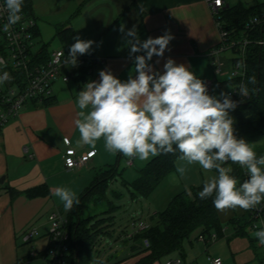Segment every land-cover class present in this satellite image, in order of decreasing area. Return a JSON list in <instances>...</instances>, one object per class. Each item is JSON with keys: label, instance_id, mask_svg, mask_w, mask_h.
<instances>
[{"label": "crops", "instance_id": "1", "mask_svg": "<svg viewBox=\"0 0 264 264\" xmlns=\"http://www.w3.org/2000/svg\"><path fill=\"white\" fill-rule=\"evenodd\" d=\"M224 1L229 6L238 3L252 6L257 2H264ZM32 3L38 19V39L42 38V28L46 29L52 23L55 26L54 36L62 46L75 43L76 36L94 42L89 52L102 61L98 63L88 82L98 81L99 71L103 69L111 70L121 81H126L130 74L135 75L134 57L129 56L128 41L132 38L125 35L133 28L141 41L148 37H159L166 32L174 37L164 57H153L150 62L161 72L166 59L172 58L177 64L186 65L198 78L205 81L214 75V56L220 59L223 56V53L211 54L220 42V32L207 0H32ZM46 18L50 21L47 22ZM58 24H66L71 28L72 36L67 41H62L56 35ZM121 25L124 26V32L120 31ZM72 67L74 66L68 65L63 70ZM223 81L220 79L214 85L212 95H218L216 86ZM85 84L58 81L54 102L28 103L0 131V264H24L28 253H21L20 246L24 243L22 234L31 226L42 229L41 236H45L46 245L49 243V215L53 212L63 215L69 213L64 210L59 198L51 194L52 190L58 187L68 188L80 197L104 171L115 162L120 163L124 157L119 153L108 152L101 139L94 148L97 150L95 157L86 166L73 169L65 166L62 155L67 148L66 139L79 153L93 149L87 145H78L79 132L75 125L80 111L77 97ZM150 159L143 160L144 164ZM135 161L136 158L134 164ZM181 165H185V162L178 159L176 169ZM186 167L187 171L183 176L175 170L168 177L176 175L175 178L182 184L191 187L196 180H202L198 185L203 184L206 180L204 170L198 164ZM209 173L210 176L214 175ZM35 188L42 192L28 196L27 191ZM103 203H107L105 197L95 195L87 203L84 216L89 205H93L92 215L106 212L109 206L100 213L95 211L96 206ZM155 213L157 212L152 215ZM222 213L219 211V215ZM245 214L246 211L240 208L226 210L223 222ZM150 222L149 219V222L139 224ZM108 231L111 234V228ZM105 239L102 235L98 243H103ZM129 244L132 245L131 242ZM132 252L133 260L119 264H134L142 256L137 254L138 250ZM174 256L178 254L171 257Z\"/></svg>", "mask_w": 264, "mask_h": 264}, {"label": "clouds", "instance_id": "2", "mask_svg": "<svg viewBox=\"0 0 264 264\" xmlns=\"http://www.w3.org/2000/svg\"><path fill=\"white\" fill-rule=\"evenodd\" d=\"M23 4L24 0H4L0 6V13L7 14L4 32L22 19ZM120 31L124 32L123 25ZM125 35L132 38L128 41L129 56L134 57L135 75L121 81L111 70L103 69L98 81L86 83L79 91L80 111L75 121L78 145L94 149L103 139L108 152L139 160L179 152L178 159L185 162L176 169L181 176L187 165L198 164L205 172L215 170L216 174L203 182L198 197L211 198L217 211H249L264 204V155L258 156L251 143L237 138L230 115L249 97L248 85L256 83L255 76L240 82L236 92L240 101L233 100L231 92L212 95L206 83L186 65L168 58L161 72L150 63L153 57L163 58L169 50L174 38L170 32L143 41L135 28ZM74 40L65 66H76L77 56L89 53L94 43L79 36ZM141 52L142 55H135ZM238 67L246 65L241 61ZM11 79L5 71L0 75V84ZM229 161L246 170L248 179L239 186L232 170L224 167ZM51 194L59 198L66 212L80 203L77 193L68 188H55ZM253 235L264 246V228Z\"/></svg>", "mask_w": 264, "mask_h": 264}, {"label": "trees", "instance_id": "3", "mask_svg": "<svg viewBox=\"0 0 264 264\" xmlns=\"http://www.w3.org/2000/svg\"><path fill=\"white\" fill-rule=\"evenodd\" d=\"M23 8L30 14H34L32 0H24ZM264 11V2H257L250 6L245 3H238L234 6H228L222 11V18L227 22L229 29L235 28L236 32L246 31V26L254 16L262 14ZM251 42L246 51V78L255 76L256 83L249 84L250 97L245 98L242 103L230 115L234 119V128L237 138L244 136L264 138V45L257 42L264 38V23L253 26L248 31ZM37 36L39 32L37 30ZM56 35L62 40L67 41L71 38V28L66 24H58ZM48 43H44L42 52L48 56ZM239 81V80H238ZM238 81L226 80L227 84H236ZM55 98L43 104L54 102ZM240 101L241 99H234ZM38 104V103H34ZM258 156L262 155L256 152ZM179 152L175 154L159 155L152 157L146 165L139 170L138 176L132 182V195H149L157 188L161 181L176 170V163ZM230 168L231 175L238 180V186L248 179L246 170L238 164L230 161L224 165ZM117 167H110L104 171L97 181L89 187L80 197V203L74 205L69 211L68 229L70 231V260L69 264H91V255L94 253L102 235L109 236L108 228L113 224L112 214L98 218V215L85 217L84 211L87 203L95 195L105 197L106 188L109 186L117 172ZM203 184L193 186L191 191L186 190L177 193L170 200L168 206L163 211L157 212L151 216L150 223L146 229L137 232L132 239L123 241L131 242L132 250L142 255L134 264H154L163 257L168 258L177 253L182 257L185 263L184 241L194 232L200 235L209 236L212 232H217L220 237L223 235V223L212 203V199L201 200L198 192L202 190ZM42 192L35 188L27 191V195L32 197ZM109 209L106 212H112L114 205L108 200ZM104 212V213H106ZM102 213V214H104ZM100 214V215H102ZM109 223V224H107ZM226 223L232 225L238 235L245 234L246 229L251 227V215L249 211L243 216H234ZM219 239V238H218ZM148 240L149 245H146ZM255 246L257 241L252 239ZM210 243L209 241H205ZM258 245V244H257ZM46 251L40 255L45 256Z\"/></svg>", "mask_w": 264, "mask_h": 264}, {"label": "built area", "instance_id": "4", "mask_svg": "<svg viewBox=\"0 0 264 264\" xmlns=\"http://www.w3.org/2000/svg\"><path fill=\"white\" fill-rule=\"evenodd\" d=\"M207 1L220 32V42L211 54L227 53L228 55L225 60L214 56L212 61L214 75L204 82L208 86L209 93L212 94L214 85L218 83L221 77H225L226 80H239L236 84H228L230 88L227 91L231 92L233 100H238L241 97L236 92L240 82H245L247 72V66L245 68L238 67V65L241 61L246 65L247 46L251 42L248 31L252 30L253 26L264 23V11L250 19L246 31L238 33L235 28H228L227 22L221 15L222 11L229 5L224 0H219V3L217 0ZM3 4L4 0H0V6ZM21 16L22 19L6 33L3 27L7 23V14L0 13V59L4 61L3 64H0V75L6 71L12 77L10 81L0 84V131L12 118L17 117L21 109L28 103L43 104L54 99L58 81L87 83L94 74L98 63L102 61L89 52L78 55L76 66L64 71L69 47L73 43L56 49L48 48V56H44L45 54L42 52L44 43H39L36 34L38 19L35 14L28 13L24 8ZM257 42L264 45V38L258 39ZM65 143L67 148L62 157L65 166L69 169L86 166L97 153L96 149L79 153L68 139L65 140ZM134 159L127 158L126 164L128 166L134 165ZM249 212L251 228L255 230L264 228V204L249 210ZM48 220L49 243L43 257V264H69L70 231L68 218L60 212H53L49 215ZM147 226L146 223L138 225L133 223L131 230H126L120 237L123 240L132 239L137 232L146 229ZM40 235L37 227H30L22 234V241L28 243ZM218 238L217 232H212L209 236H199L200 240L209 242H215ZM145 243L149 245L148 240H145ZM261 247L264 248V246ZM212 262L213 264H224L220 257L212 258ZM163 264H184V260L178 255L166 258Z\"/></svg>", "mask_w": 264, "mask_h": 264}, {"label": "rangeland", "instance_id": "5", "mask_svg": "<svg viewBox=\"0 0 264 264\" xmlns=\"http://www.w3.org/2000/svg\"><path fill=\"white\" fill-rule=\"evenodd\" d=\"M40 1L43 0H34V2ZM45 20L47 22L50 21L48 18ZM42 31L43 35L42 38L38 39L39 43H48L49 49L62 47L57 37L54 36V24H48L46 29L42 28ZM227 55V53L223 54L221 59L225 60ZM224 78L225 77H221V81H223ZM229 88V85L225 82L216 86L218 94L221 91L227 92ZM243 139L251 143L256 152L264 155L263 137L244 136ZM126 159L127 157H123L120 163L115 162L111 166H116L118 171L106 188V198L112 201L114 208L112 207V212L101 213L102 215L98 214V218L112 214L113 224L109 226L111 228V234L109 237L103 235V237H106V239L103 240L104 242L96 245L94 253L91 255V264H101V261H103L102 264H119L123 262L127 263L130 259L133 260L134 254L129 244L130 242L122 241L123 239L120 237L122 233L126 230H131L133 223L138 225L140 222H149L151 215L154 212H160L166 209L170 200L177 193L184 190L188 192L191 191V185L182 184L180 180L175 178L176 175H170V177H165L149 195H132V182L138 176L139 170L146 164H144L143 160L136 158L135 164L128 166L126 164ZM212 174H216L214 170ZM204 175L206 179L211 177L209 172L204 171ZM173 179H175V182ZM201 181L202 180L193 181V186L202 183ZM108 206H110L108 202L103 203L101 206H96L95 211L96 213H100L106 210ZM93 210V205H89L85 212V217H89V215L94 216L92 215L94 214ZM67 215L68 214L65 213L64 216L67 217ZM219 216L223 222L225 212ZM227 221L225 220V222H223L225 223L223 225L224 234L215 242L207 243L198 239L197 235L199 231L194 232L189 238L185 239L183 245L186 264H213L212 258L215 257L222 258L224 264H264V248L261 247L258 242L254 246L251 241L252 239H256L253 233L257 230L248 227L245 234L238 235L234 227L226 223ZM39 231L42 234V229H39ZM44 238L45 236L43 237L40 235L28 243L21 244V253H28V257H26L24 264H43L44 256L40 254L46 251L48 246ZM38 239H40V241H37ZM32 253L35 254V256L31 255ZM164 260L165 257L156 261L154 264H163Z\"/></svg>", "mask_w": 264, "mask_h": 264}, {"label": "snow or ice", "instance_id": "6", "mask_svg": "<svg viewBox=\"0 0 264 264\" xmlns=\"http://www.w3.org/2000/svg\"><path fill=\"white\" fill-rule=\"evenodd\" d=\"M217 2L219 3V0H217Z\"/></svg>", "mask_w": 264, "mask_h": 264}, {"label": "water", "instance_id": "7", "mask_svg": "<svg viewBox=\"0 0 264 264\" xmlns=\"http://www.w3.org/2000/svg\"><path fill=\"white\" fill-rule=\"evenodd\" d=\"M2 182V180H0Z\"/></svg>", "mask_w": 264, "mask_h": 264}]
</instances>
